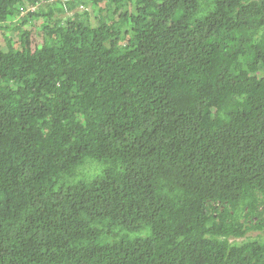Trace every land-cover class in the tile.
<instances>
[{"label":"trees","instance_id":"trees-1","mask_svg":"<svg viewBox=\"0 0 264 264\" xmlns=\"http://www.w3.org/2000/svg\"><path fill=\"white\" fill-rule=\"evenodd\" d=\"M0 29V264H264V0H0Z\"/></svg>","mask_w":264,"mask_h":264},{"label":"rangeland","instance_id":"rangeland-1","mask_svg":"<svg viewBox=\"0 0 264 264\" xmlns=\"http://www.w3.org/2000/svg\"><path fill=\"white\" fill-rule=\"evenodd\" d=\"M31 25L33 26L34 24L32 23ZM31 25H27V28H31ZM32 37L34 39V42H37V44L41 43L42 38L40 36L38 27L37 26L35 27V25H34L33 30H32ZM0 40L4 44V42H5L4 41V31H2L1 29H0Z\"/></svg>","mask_w":264,"mask_h":264},{"label":"clouds","instance_id":"clouds-1","mask_svg":"<svg viewBox=\"0 0 264 264\" xmlns=\"http://www.w3.org/2000/svg\"><path fill=\"white\" fill-rule=\"evenodd\" d=\"M22 9H23L24 11H26L25 8H22ZM34 9H35V6H32V10H34Z\"/></svg>","mask_w":264,"mask_h":264}]
</instances>
